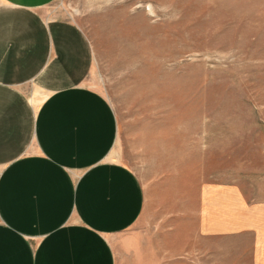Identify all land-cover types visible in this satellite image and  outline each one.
Returning a JSON list of instances; mask_svg holds the SVG:
<instances>
[{"label":"rangeland","instance_id":"rangeland-1","mask_svg":"<svg viewBox=\"0 0 264 264\" xmlns=\"http://www.w3.org/2000/svg\"><path fill=\"white\" fill-rule=\"evenodd\" d=\"M43 13L89 39L84 82L113 106L116 156L145 190L119 264H200L205 188L264 199V0H55Z\"/></svg>","mask_w":264,"mask_h":264},{"label":"crops","instance_id":"crops-1","mask_svg":"<svg viewBox=\"0 0 264 264\" xmlns=\"http://www.w3.org/2000/svg\"><path fill=\"white\" fill-rule=\"evenodd\" d=\"M54 1L0 0V264H119L116 238L143 214L145 190L116 156L113 106L84 82L89 39L43 13ZM199 227L200 264H264V199L210 185ZM246 237L233 255L230 240Z\"/></svg>","mask_w":264,"mask_h":264}]
</instances>
